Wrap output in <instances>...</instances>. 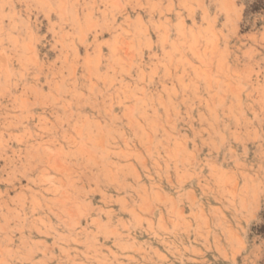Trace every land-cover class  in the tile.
<instances>
[{
  "label": "rangeland",
  "instance_id": "obj_1",
  "mask_svg": "<svg viewBox=\"0 0 264 264\" xmlns=\"http://www.w3.org/2000/svg\"><path fill=\"white\" fill-rule=\"evenodd\" d=\"M0 264H264V0H0Z\"/></svg>",
  "mask_w": 264,
  "mask_h": 264
}]
</instances>
